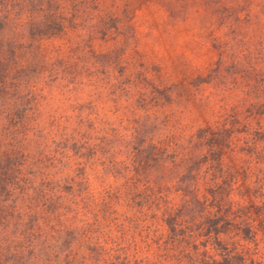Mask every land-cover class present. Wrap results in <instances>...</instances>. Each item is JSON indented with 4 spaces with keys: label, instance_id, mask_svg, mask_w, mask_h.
<instances>
[{
    "label": "trees",
    "instance_id": "16d2710c",
    "mask_svg": "<svg viewBox=\"0 0 264 264\" xmlns=\"http://www.w3.org/2000/svg\"><path fill=\"white\" fill-rule=\"evenodd\" d=\"M70 24L52 14L35 30L54 36ZM115 30L116 17L101 20L103 38ZM85 57V83L129 95L126 107L133 113L122 119L88 112L74 134L63 132L55 118L48 131L42 111L37 114L34 125L48 137L47 157L29 174L40 181L46 229L32 225L23 236L36 264H264V184L253 173L254 164L264 165V131L250 129L252 117L264 116V99L248 110L243 100H225L220 121L187 128L161 110L170 88L141 76L125 83L117 50ZM222 66L220 60L211 81L232 90L245 86L236 78L241 65H232L229 75ZM86 103V109L93 105ZM27 111L21 121L29 119ZM161 120L165 129H149ZM238 141L250 160L243 185L240 171L225 165ZM12 165L20 171L13 185L28 183L21 165ZM239 188L244 193L237 194Z\"/></svg>",
    "mask_w": 264,
    "mask_h": 264
},
{
    "label": "rangeland",
    "instance_id": "374dc122",
    "mask_svg": "<svg viewBox=\"0 0 264 264\" xmlns=\"http://www.w3.org/2000/svg\"><path fill=\"white\" fill-rule=\"evenodd\" d=\"M52 14L73 24L59 35L39 34L35 29ZM109 16L118 19L119 30L105 39L100 23ZM112 50L120 53L125 83L141 76L171 89L161 110L177 125H214L225 100H243L248 110L264 99V0H0V264H36L23 236L32 225L46 229L40 181L29 174L47 157L46 132L34 125L39 112L48 131L55 118L71 134L83 129L81 119L91 111L132 116L126 107L129 95L94 91L85 83V53ZM220 60L229 67L223 74L241 65L236 78L244 79L243 88L232 90L210 80ZM85 101L93 105L86 109ZM23 111L29 119L21 121ZM85 129L91 131L88 125ZM149 129L165 126L155 121ZM250 129L264 131V116L252 117ZM239 143L226 152L225 165L240 171L243 185L250 160ZM15 160L20 175L28 178L24 185H13L20 173L12 165ZM253 167L264 184V165Z\"/></svg>",
    "mask_w": 264,
    "mask_h": 264
}]
</instances>
